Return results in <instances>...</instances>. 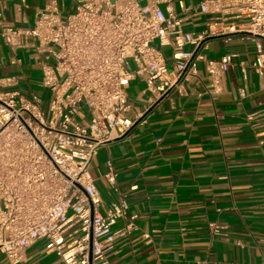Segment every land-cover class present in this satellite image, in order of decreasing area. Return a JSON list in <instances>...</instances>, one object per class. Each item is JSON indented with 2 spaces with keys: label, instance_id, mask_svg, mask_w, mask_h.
Wrapping results in <instances>:
<instances>
[{
  "label": "built area",
  "instance_id": "2783aa9c",
  "mask_svg": "<svg viewBox=\"0 0 264 264\" xmlns=\"http://www.w3.org/2000/svg\"><path fill=\"white\" fill-rule=\"evenodd\" d=\"M159 1L78 0L63 18L50 0L30 26L0 10L4 44L30 53L48 91L46 100L37 92L26 96L9 88L19 76L0 78V256L9 264L21 263L38 240L57 252L58 264H109L116 240L136 229L111 160L101 178L115 199L103 211L89 172L98 148L125 137L135 123L125 90L130 81L144 77L155 102L181 93L206 60L208 41L234 36L253 45L250 67L264 76V0H201L196 14L210 18L197 34L182 29L169 4L164 14ZM234 55L206 61L213 91L222 90L218 74ZM238 93L246 96L244 88ZM207 227L225 235L215 221Z\"/></svg>",
  "mask_w": 264,
  "mask_h": 264
},
{
  "label": "crops",
  "instance_id": "0c3cea01",
  "mask_svg": "<svg viewBox=\"0 0 264 264\" xmlns=\"http://www.w3.org/2000/svg\"><path fill=\"white\" fill-rule=\"evenodd\" d=\"M49 1L0 0V10L14 24L30 26ZM77 1L56 0L59 15L68 16ZM200 1L160 0L158 6L167 14L169 4L182 29L197 34L210 18L196 14ZM162 50L170 59L171 49ZM202 53L206 60L197 62L181 93L155 102L144 77L130 81L128 115L137 123L99 147L89 165L101 211L115 199L101 178L111 160L128 212L136 215V229L116 240L109 264H264V76L251 69L253 45L239 36L212 38ZM226 53L235 55L218 74L222 90L213 91L206 61ZM14 75L17 85L9 88L39 93L40 70L30 53H12L0 37V78ZM211 221L225 235H211ZM45 243L34 242L19 264H58ZM0 264L9 263L0 256Z\"/></svg>",
  "mask_w": 264,
  "mask_h": 264
},
{
  "label": "rangeland",
  "instance_id": "374dc122",
  "mask_svg": "<svg viewBox=\"0 0 264 264\" xmlns=\"http://www.w3.org/2000/svg\"><path fill=\"white\" fill-rule=\"evenodd\" d=\"M131 68H134L132 60L129 61ZM37 91L43 95V98L46 100L48 97V91L41 85V83L36 84Z\"/></svg>",
  "mask_w": 264,
  "mask_h": 264
},
{
  "label": "water",
  "instance_id": "95a60500",
  "mask_svg": "<svg viewBox=\"0 0 264 264\" xmlns=\"http://www.w3.org/2000/svg\"><path fill=\"white\" fill-rule=\"evenodd\" d=\"M136 123H137V121H135L134 125H135ZM134 125H133V126H134Z\"/></svg>",
  "mask_w": 264,
  "mask_h": 264
}]
</instances>
